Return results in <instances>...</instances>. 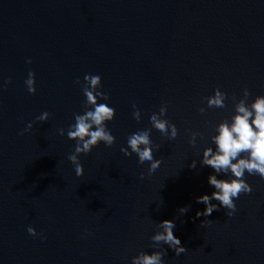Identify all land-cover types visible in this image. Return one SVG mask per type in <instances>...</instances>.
<instances>
[{
  "label": "water",
  "instance_id": "obj_1",
  "mask_svg": "<svg viewBox=\"0 0 264 264\" xmlns=\"http://www.w3.org/2000/svg\"><path fill=\"white\" fill-rule=\"evenodd\" d=\"M86 74L100 75L111 97L100 102L116 110L107 122L116 143L81 155L79 177L67 130L84 113ZM217 87L227 106L207 108ZM245 88L249 103L264 95V0H0V264H131L141 251L165 249V264H264V179L246 173L253 191L232 217L222 207L196 216L206 208L197 198L215 191L203 151L215 149L216 126L231 120L232 96ZM166 102L174 140L149 120ZM44 112L51 118L37 121ZM147 129L162 160L150 177L149 162L121 151ZM192 132L202 134L195 146ZM164 220H174L185 253L151 247Z\"/></svg>",
  "mask_w": 264,
  "mask_h": 264
},
{
  "label": "clouds",
  "instance_id": "obj_2",
  "mask_svg": "<svg viewBox=\"0 0 264 264\" xmlns=\"http://www.w3.org/2000/svg\"><path fill=\"white\" fill-rule=\"evenodd\" d=\"M31 63V60L28 61ZM36 74L34 71L28 73L25 81L29 93L35 95ZM11 84L9 78L7 81ZM80 83L79 80L76 81ZM103 88L102 77L100 75L86 74L84 77L83 94L86 96L84 104V113L75 115V123L67 130V136L71 140L76 141V148L73 154L68 156V160L74 165L76 175L83 177L85 169L79 157L92 152L93 148L99 146L103 142L106 146L112 147L116 143V137L107 127V122H112L116 118V110L110 107L108 103L100 101H110L111 97ZM251 93L248 88L243 90V98L237 100L236 96H232L235 102V114L231 120L225 119L216 126V135L211 137L215 149L211 146L204 149L202 154L201 165L209 166L214 169V173L209 176L208 182L215 191L211 195H202L197 198V203L206 205L203 211H197L196 216L208 217L214 211H219L222 207L226 209V215L232 217L237 211L236 200L241 194H251L252 186L245 179L248 175H258L264 179V95L257 96L254 101L249 103ZM228 93L222 91L219 87L214 89V95L205 97L207 108H225ZM133 118L137 122L142 121V112L139 107L133 103ZM167 102L160 106L159 112L152 111L149 114V120L153 128L158 130L163 136L169 140H174L178 136V128L165 117L167 115ZM199 112L204 114L205 107H200ZM51 113L44 112L36 117L39 122H46L51 118ZM32 123H29L24 131H31ZM151 129L138 131L128 137V147L121 148L125 156L131 157L133 153L138 157V163L143 165L149 162L150 166L147 170V176H151L159 168L162 160L154 158V148L159 150L160 145L153 143L150 136ZM21 135L24 132L20 133ZM59 134L63 136L65 130L59 129ZM201 136L199 132H192L190 144L195 146L196 137ZM129 148L131 151H129ZM196 161L189 166L196 168ZM223 174L229 176L228 179L217 177ZM145 173L140 172L139 178L145 179ZM215 200L217 203H212ZM190 206L182 207L179 211L186 214ZM212 220H203L202 225H210ZM159 229L151 240L152 248L158 249L161 244H167L173 249L177 256L185 253L187 249L182 246L181 241L174 235L176 224L174 220H164L157 224ZM28 233L33 236L43 237L42 233H37L35 228L29 227ZM167 250L152 251L151 254L141 251L138 255L132 257L131 264H165L163 257Z\"/></svg>",
  "mask_w": 264,
  "mask_h": 264
}]
</instances>
